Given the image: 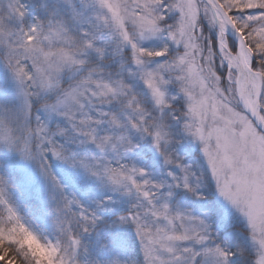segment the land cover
<instances>
[{
    "label": "snow or ice",
    "instance_id": "snow-or-ice-1",
    "mask_svg": "<svg viewBox=\"0 0 264 264\" xmlns=\"http://www.w3.org/2000/svg\"><path fill=\"white\" fill-rule=\"evenodd\" d=\"M0 264H264V0H0Z\"/></svg>",
    "mask_w": 264,
    "mask_h": 264
}]
</instances>
